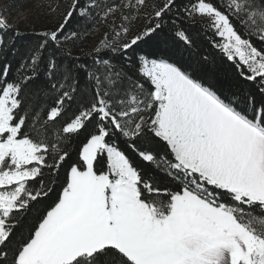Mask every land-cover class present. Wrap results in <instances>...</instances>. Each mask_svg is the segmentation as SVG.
<instances>
[{
    "label": "snow or ice",
    "instance_id": "snow-or-ice-1",
    "mask_svg": "<svg viewBox=\"0 0 264 264\" xmlns=\"http://www.w3.org/2000/svg\"><path fill=\"white\" fill-rule=\"evenodd\" d=\"M47 7L0 20V264H264V0Z\"/></svg>",
    "mask_w": 264,
    "mask_h": 264
},
{
    "label": "trees",
    "instance_id": "trees-1",
    "mask_svg": "<svg viewBox=\"0 0 264 264\" xmlns=\"http://www.w3.org/2000/svg\"><path fill=\"white\" fill-rule=\"evenodd\" d=\"M31 0H0L1 3H6L8 4H18L20 5L21 8L23 9H29V5ZM51 3L55 4V0H49ZM49 2V3H50ZM49 3H46L45 7H42L41 14L39 17H41L42 23L37 24V25H31V26H24L23 24H19L16 26L8 27L6 30L3 31V39L5 43H11L12 47L19 48L21 52H23L30 44L34 43L36 40V36L33 34L35 31H40L46 27L50 26L49 20L50 17L46 15V13L49 11L47 5ZM17 30L19 31V35H16ZM14 41V43H12ZM151 51L150 48H145V52ZM9 59L11 57L9 56ZM2 63V61H0ZM16 66V61H13V68ZM234 73V69L232 70ZM11 78V75L9 76ZM246 86H251V85H246ZM81 139H84V136H81ZM72 152L71 158L67 161V163L63 166L61 170V176H63V171L64 168H67L68 164L72 163L76 159V154L75 151L70 149ZM55 199V195H51L50 198H46L44 201H41L40 204L35 206V209H42L43 207L46 206V204L51 203L52 200ZM35 209L32 213L28 214L25 219L23 220L22 224L16 229L15 235H19L20 233H27L28 227L31 225V223L35 220Z\"/></svg>",
    "mask_w": 264,
    "mask_h": 264
},
{
    "label": "rangeland",
    "instance_id": "rangeland-1",
    "mask_svg": "<svg viewBox=\"0 0 264 264\" xmlns=\"http://www.w3.org/2000/svg\"><path fill=\"white\" fill-rule=\"evenodd\" d=\"M49 0H31L29 9H23L18 4H0V20H4L8 27L21 25L28 27L42 23L40 14L42 13L41 5L46 6Z\"/></svg>",
    "mask_w": 264,
    "mask_h": 264
}]
</instances>
